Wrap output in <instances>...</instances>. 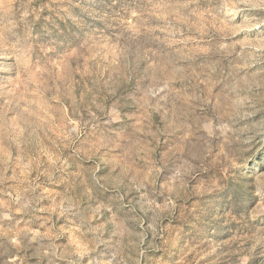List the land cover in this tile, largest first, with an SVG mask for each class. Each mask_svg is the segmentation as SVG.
<instances>
[{
	"label": "rangeland",
	"instance_id": "rangeland-1",
	"mask_svg": "<svg viewBox=\"0 0 264 264\" xmlns=\"http://www.w3.org/2000/svg\"><path fill=\"white\" fill-rule=\"evenodd\" d=\"M261 2L0 0V264H264V150L243 163L242 205L229 181L169 208L164 173L106 183L111 166L80 132L87 113L66 95L92 87L97 53L125 48L187 53L176 75L215 61L229 81L264 76Z\"/></svg>",
	"mask_w": 264,
	"mask_h": 264
},
{
	"label": "clouds",
	"instance_id": "clouds-1",
	"mask_svg": "<svg viewBox=\"0 0 264 264\" xmlns=\"http://www.w3.org/2000/svg\"><path fill=\"white\" fill-rule=\"evenodd\" d=\"M253 6L264 8V0ZM259 23L264 24V19ZM7 32L5 28L0 35ZM148 53L153 57L150 63L145 61ZM97 55L101 60L92 87L85 88L79 99L71 89L66 95L71 97L74 114L81 109L87 113L80 132L93 144L88 158L99 152V159L111 166L106 183H121L131 173L132 178L150 174L153 179L147 184H154L155 177L164 173L166 182L158 194H169L166 204L171 208L181 194H211L231 181L229 199L235 197L234 206L242 205L243 163L250 158L248 153L264 150V76L254 73L229 81L218 73L215 61L176 75L175 62L190 59L181 50L161 54L148 47L129 53L125 48L111 59ZM190 181L199 187H190ZM152 205L156 207L154 201ZM101 207L108 205L101 202L96 212ZM189 212L185 209L182 215ZM102 236L103 227L94 243H105Z\"/></svg>",
	"mask_w": 264,
	"mask_h": 264
}]
</instances>
